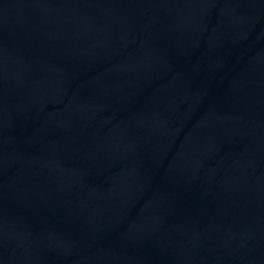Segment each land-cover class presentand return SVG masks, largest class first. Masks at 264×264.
Here are the masks:
<instances>
[{
    "label": "water",
    "instance_id": "95a60500",
    "mask_svg": "<svg viewBox=\"0 0 264 264\" xmlns=\"http://www.w3.org/2000/svg\"><path fill=\"white\" fill-rule=\"evenodd\" d=\"M0 264H264V0H0Z\"/></svg>",
    "mask_w": 264,
    "mask_h": 264
}]
</instances>
